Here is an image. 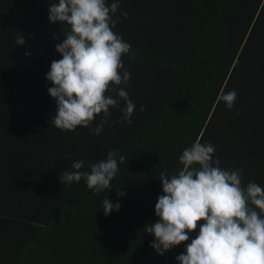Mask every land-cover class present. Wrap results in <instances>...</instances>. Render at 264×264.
<instances>
[{
    "label": "trees",
    "instance_id": "16d2710c",
    "mask_svg": "<svg viewBox=\"0 0 264 264\" xmlns=\"http://www.w3.org/2000/svg\"><path fill=\"white\" fill-rule=\"evenodd\" d=\"M52 2L0 0V264H178L185 244L161 256L144 229L158 220L160 173L175 174L185 148L210 142L220 167L264 188V0H120L128 16L113 31L131 45L136 108L131 125L119 122L123 101L110 109L99 135L51 123L46 73L68 31L49 22ZM231 90L229 109L218 97ZM109 151L126 158L109 189L61 184L74 161L90 171ZM105 198L120 210L105 216Z\"/></svg>",
    "mask_w": 264,
    "mask_h": 264
},
{
    "label": "clouds",
    "instance_id": "9594fccd",
    "mask_svg": "<svg viewBox=\"0 0 264 264\" xmlns=\"http://www.w3.org/2000/svg\"><path fill=\"white\" fill-rule=\"evenodd\" d=\"M119 9L120 0L49 3V22L68 26V31H62L63 41L55 45L62 58L53 60L46 73L52 85L48 93L56 102L51 123L62 131L79 126L99 135L111 118L110 109L120 107L121 101L119 122L132 123L136 105L126 91L131 87V72L122 60L131 45L113 31L119 16L127 18L128 13L121 11L118 16ZM15 43L25 45L24 34ZM236 98L235 90L218 97L229 109ZM145 110L141 105L140 111ZM97 116L101 117L97 126L90 128ZM215 151L213 144L197 139L183 150L182 167L175 174L160 173L164 194L155 204L158 220L144 229L155 238L150 246L163 256L185 244V251L176 257L178 264H264V188L254 181L243 186L242 169L220 167L219 159H213ZM117 156V151H109L105 159L87 165L90 171H82L86 162L76 160L59 180L71 185L83 179L88 189L100 193L110 188L118 161L126 159ZM117 195L126 193L118 191ZM120 208L119 202L103 200L105 216Z\"/></svg>",
    "mask_w": 264,
    "mask_h": 264
}]
</instances>
